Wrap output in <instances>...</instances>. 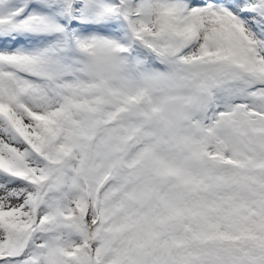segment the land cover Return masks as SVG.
<instances>
[{
	"label": "snow or ice",
	"instance_id": "1",
	"mask_svg": "<svg viewBox=\"0 0 264 264\" xmlns=\"http://www.w3.org/2000/svg\"><path fill=\"white\" fill-rule=\"evenodd\" d=\"M0 264H264V0H0Z\"/></svg>",
	"mask_w": 264,
	"mask_h": 264
}]
</instances>
